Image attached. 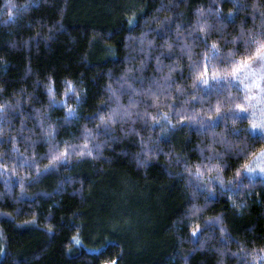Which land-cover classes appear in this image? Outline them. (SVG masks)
Wrapping results in <instances>:
<instances>
[{
	"label": "trees",
	"instance_id": "obj_1",
	"mask_svg": "<svg viewBox=\"0 0 264 264\" xmlns=\"http://www.w3.org/2000/svg\"><path fill=\"white\" fill-rule=\"evenodd\" d=\"M253 2L0 0V264H250L264 249V179L244 168L264 136L235 107L202 113L229 90L244 94L222 69L229 48L236 60L254 49L247 30L264 0L259 11ZM219 38L213 59L200 54ZM205 64L207 85L196 80ZM133 103L136 115L185 119L147 147L102 128L94 135L111 147L94 146L95 158L49 162L101 115ZM145 151L157 159L142 162Z\"/></svg>",
	"mask_w": 264,
	"mask_h": 264
},
{
	"label": "clouds",
	"instance_id": "obj_2",
	"mask_svg": "<svg viewBox=\"0 0 264 264\" xmlns=\"http://www.w3.org/2000/svg\"><path fill=\"white\" fill-rule=\"evenodd\" d=\"M252 7L256 10H260V5L257 4L254 0ZM209 31V26L204 24L200 28V32L206 34ZM241 33L246 31L243 27L240 29ZM248 36L250 37L249 45L250 47L254 46V41L257 40H264V12H262V18L257 22L254 21V27L247 30ZM238 36L234 35L231 40V45L235 46L237 44ZM211 45H215V50L220 51V49L224 46L223 38H219L218 41L212 42ZM170 48L171 45H168ZM185 47L191 49L192 45H185ZM213 47H210L207 52L204 51L203 48L200 50V54L207 56ZM233 51L232 48H229L225 53V59L232 57ZM193 55H199L189 51V59L192 58ZM176 67L179 68V63L176 64ZM172 69H170L171 74ZM223 73H228L230 71L229 67H224L222 69ZM260 75V72L257 71V76ZM251 79H246L250 82H245L251 84ZM245 80V81H246ZM196 82L193 80L188 85L185 84H176L175 91L178 93H184L186 88H195ZM108 90L112 92V97H114L117 101H119V97L116 96L115 90H113L112 85H108ZM245 90V89H244ZM246 91V90H245ZM244 91V94H245ZM243 94V96H244ZM199 94L197 93V96ZM197 96L189 97L185 99V104L188 103V99L196 100ZM243 96L239 91H227L225 96L215 102L209 101V107L206 111L202 114L204 116H208L211 113V117L214 118L216 113V106L219 105L221 111H227L230 107H235L237 101L243 102ZM112 97H109L111 99ZM169 98H171V93L169 94ZM103 103V101H101ZM158 107V106H157ZM136 105L130 104L127 109H124L122 114L118 112L116 109L115 111H111L106 113L104 119H99L97 123L94 124L93 127L88 128L85 127V131L87 133L86 136L83 137V141L80 144H72L69 146L71 151L68 153V158L72 159H80L82 157H94L93 148L94 146H98L99 144H104L107 147H111L108 139H99L94 133L102 128H108L109 130H119L118 136H122L124 138L132 136H139L141 138V144L147 147L149 142H156L157 140H163L168 137L169 134V127L168 125H172L174 128H178L179 124L181 123L180 120L173 121L169 118V113L164 112L163 115L153 114L144 108L142 111V115H136L137 113ZM136 116L135 119L133 117ZM126 118V120H125ZM161 121H166L165 124H162ZM234 123V122H233ZM152 125H156L157 127L154 129ZM79 148V151H77ZM143 151V149H141ZM95 158V157H94ZM157 159L155 152H144V157L142 162L151 161ZM52 163L53 161H49ZM189 169H185L188 171ZM191 171H196V169H191ZM217 173H219V168H217ZM215 179H221L220 176L217 174ZM207 183V181H206ZM223 183L225 181L223 180ZM209 191H214L213 186L211 183L208 184ZM250 264H264V249H260L257 252L255 249L250 253Z\"/></svg>",
	"mask_w": 264,
	"mask_h": 264
},
{
	"label": "snow or ice",
	"instance_id": "obj_3",
	"mask_svg": "<svg viewBox=\"0 0 264 264\" xmlns=\"http://www.w3.org/2000/svg\"><path fill=\"white\" fill-rule=\"evenodd\" d=\"M15 4H12L8 10V18L10 20L15 19V14L13 9L15 8ZM255 47L252 50L250 55L242 57L239 60L235 59V54H232L233 59L228 61L230 64V71L228 73H224V78L231 77L234 80H239L240 84L243 85V88L246 90L243 96V102H238L235 105V108L238 109L240 112H248L250 108L256 107L257 105L264 106V87L261 85V81H264V40H257L254 41ZM215 50V45H211ZM218 53V51H216ZM239 53V49H237L236 54ZM208 60L213 59L214 57H205ZM220 64H224L225 61L221 60ZM258 64V68H254L253 65ZM209 67L207 64L203 66V71L199 72L196 76V80L207 85L209 83L208 75H209ZM257 71L260 72V75L257 76ZM212 79H218L220 77V71H212L211 72ZM243 77V79H241ZM251 79V84L245 83L246 79ZM69 87L67 91H73L71 87V81L67 82ZM49 93L52 94L51 86L48 89ZM0 107H3L0 105ZM115 111V109H113ZM216 113L217 115L221 114V109L219 105L216 106ZM254 115V113H253ZM99 119L103 120L104 116L101 115ZM184 117L180 118V121H184ZM209 119H213L210 117ZM250 128L252 131L260 132L262 136H264V122L257 123L252 121L250 124ZM261 152L264 153V148L261 149ZM68 158V151L65 149L63 152L59 153V155L53 154L52 161H61L66 160ZM257 168L264 173V166L257 165ZM245 171L249 173H254L256 171L255 168L249 167L245 165ZM197 175H201L200 170L197 169ZM240 173H237L239 176ZM220 183L223 184V180L219 179Z\"/></svg>",
	"mask_w": 264,
	"mask_h": 264
},
{
	"label": "rangeland",
	"instance_id": "obj_4",
	"mask_svg": "<svg viewBox=\"0 0 264 264\" xmlns=\"http://www.w3.org/2000/svg\"><path fill=\"white\" fill-rule=\"evenodd\" d=\"M254 68H258V64L253 65ZM243 79V77H241ZM250 82V81H245ZM238 85L242 91H245L243 88V85L240 84L238 80ZM262 87H264V81H261ZM248 120L250 121V124L252 121H255L257 123L264 122V106L257 105L256 107L250 108L248 112H244ZM254 113V115H253ZM250 131L253 134L256 135H262L260 132L252 131L250 128ZM257 165L264 166V153H260L249 165V167L255 168L256 171L254 173H249L246 171V175L251 179H264V173H262L259 168H257Z\"/></svg>",
	"mask_w": 264,
	"mask_h": 264
}]
</instances>
